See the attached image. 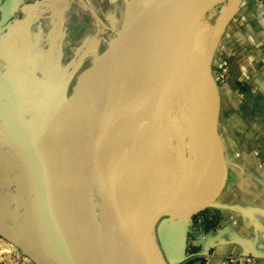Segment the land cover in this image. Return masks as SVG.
<instances>
[{
	"label": "crops",
	"instance_id": "0c3cea01",
	"mask_svg": "<svg viewBox=\"0 0 264 264\" xmlns=\"http://www.w3.org/2000/svg\"><path fill=\"white\" fill-rule=\"evenodd\" d=\"M223 1L229 9L217 34L220 36L227 23L224 21L230 19L239 2ZM27 2L0 0V27L9 24L0 34V223L11 230L15 229V223L19 228L35 227L41 217L43 220L40 221L47 226L49 219L47 212L43 214L37 207L24 213V209H15L11 205L13 201L8 206L4 205V199H11L13 195L12 191L7 193L6 190L13 182L21 180L29 187L28 194L37 197L36 185L40 175L44 173L46 182L54 179L50 172L47 176L48 160L37 162L31 157L36 153V136H31L30 127L37 118L41 96L47 95V89L43 87L45 76L38 78V69L48 70L52 60L47 55H51V52L40 44L42 41H38L37 34L30 30V18L22 16L27 11ZM246 4L242 11L243 18L231 26L236 41L232 48L235 59L231 65V93L225 99H220L219 89L221 103L216 128L221 158L217 152L212 165L214 169L202 176V168L207 162L201 161L196 168L188 165L180 147L181 165L186 173L182 184L199 181L197 192L201 185L191 204L203 200L207 202V207L199 213L207 219L215 215L216 225L207 228L203 236L188 240V219L192 216L159 217L154 224L153 234L158 243L162 241L167 244V249L160 250L165 264H176L178 260L181 264L190 257L193 260L191 264H202L192 257L204 252L213 255L212 264H217L220 257L232 254L252 255L260 264H264V0H246ZM203 65L206 76L209 69L206 63ZM4 66H7L6 69H2ZM220 181L221 187L217 184ZM179 186L174 184L173 188L184 194ZM24 193L15 190L14 195L19 197ZM40 199L41 202L44 198ZM193 207L187 204L176 210L191 214ZM204 223L207 226L205 219ZM56 224L59 225L58 222ZM199 224H192L194 230ZM54 229L60 234H52L48 248L40 249L28 235L21 234V237L57 264H68L69 259L61 256L55 247L64 246V231L61 226L51 227L52 231ZM187 245L190 248L186 250ZM16 263L36 264L0 238V264Z\"/></svg>",
	"mask_w": 264,
	"mask_h": 264
},
{
	"label": "rangeland",
	"instance_id": "374dc122",
	"mask_svg": "<svg viewBox=\"0 0 264 264\" xmlns=\"http://www.w3.org/2000/svg\"><path fill=\"white\" fill-rule=\"evenodd\" d=\"M127 1L28 0L27 11L22 15L25 18H30V30L37 34L38 41H42L40 44L51 52V55H47L52 60V66H49L46 71L42 70L43 68L38 69V78L43 79V75L45 76L43 87L47 89V95L45 93L41 96L40 104L37 105V118L30 128H32L31 136L34 134L36 136L34 140L36 153L31 157L34 160L37 159V162L48 160L47 176L50 172L54 179L46 182L43 170L36 185L37 197L28 194L29 187L26 183L21 180L13 182L14 184L9 189L6 188L7 193L12 191L14 195L15 190L18 193H24V191L25 193L19 197L11 195V199H4V205L8 206L13 201L11 205L15 209L16 207L24 209V213L27 210H34L33 207H37L38 211L40 210L43 214L47 212L48 227L40 221L43 220L41 217L36 221V224L33 223L35 227H26L31 221L29 220L24 224L26 228L21 226L19 228L15 223L14 230L20 236L21 234L28 235L31 240L36 242L37 247L43 249L48 248V241L53 233L60 234L57 229H54L53 232L51 227L59 228L61 226L64 231V246L55 247L61 256L69 259L68 264H108L110 256L113 254L114 226L119 210L117 209L116 216L111 223L114 217L112 205L106 201L103 193L97 191L91 178L87 157L89 156L87 124L82 111L81 82L84 74L97 57L108 48L116 37L123 21L124 5ZM226 1L234 2V0ZM82 4L89 7L93 14L82 7ZM246 6V0H239L230 19L224 21L227 23L221 36L217 34L223 26L226 11L229 9L223 0L210 5L199 20L204 45H200L196 61L202 67L203 64H207L218 91V98L220 89V99H225L231 93L229 87L233 82L231 65L235 58L232 48L236 41L233 39L235 32L231 26L236 23V20L243 18L242 11ZM137 14L140 15L139 12ZM167 27L168 24L165 29ZM168 28L175 36L176 26L171 25ZM9 50L11 52V49ZM11 54L13 55V52ZM6 67L4 66L2 69H6ZM201 75L205 76V73H201ZM206 77L209 79L208 75ZM175 86L178 89L177 84ZM157 91L159 92V90H155V94L158 97L160 92ZM219 103H221L220 100ZM196 129L198 130V126ZM180 131H178L177 140H183L182 143H178L173 137H167L164 140V147L173 161V166L168 172L173 175V185L174 183L178 185L186 176L181 165L180 147L183 149L184 159L188 165L192 164L196 168L201 161L207 162L204 153L205 143L195 140L194 135L189 134L187 138ZM216 144L220 159L218 140ZM37 165L39 164L37 163ZM205 167L202 168V176ZM213 169L214 167H212ZM31 183L35 182L31 181ZM197 183L199 181L190 182L187 185L181 183L183 185L181 189L186 194H191L194 200L201 188L199 185L198 192L196 191ZM220 183L221 181L217 184ZM41 197L44 199L40 202ZM115 204L117 205V203ZM189 206H194L192 212H196V214L188 219L190 229L187 239L194 240L203 236V232L207 228L215 227V215L212 219H207L199 213L207 207L205 204L192 205L190 203ZM49 209L54 210L53 213H50L52 210ZM204 219L207 226H204ZM198 222L200 224L197 230H194L195 226L192 224L197 225ZM187 248L190 247L187 245L186 250ZM204 253L210 254V252ZM199 256L201 255L194 254L192 258L200 260ZM185 259L181 264H191L193 261L191 257L189 260ZM62 262L67 263L64 260Z\"/></svg>",
	"mask_w": 264,
	"mask_h": 264
},
{
	"label": "water",
	"instance_id": "95a60500",
	"mask_svg": "<svg viewBox=\"0 0 264 264\" xmlns=\"http://www.w3.org/2000/svg\"><path fill=\"white\" fill-rule=\"evenodd\" d=\"M220 1L222 0H128L124 5L123 21L116 37L82 78V111L87 124V148H89L87 157L91 178L97 191L103 193L106 201L112 205L114 217L111 223L117 209L120 211L122 225L133 237L134 247L141 255L144 264H165L160 250L168 247L166 243L162 241L158 243L155 239L153 227L156 220L162 215L181 218L192 216L195 212L185 216L178 215L173 208L176 200L180 198L176 194H170L164 203L146 216H142L140 209L133 203L129 204L135 186L118 146L116 104L119 96H116L115 92L125 90H128V93L135 92L153 84L166 86L180 79L196 59L200 45H204L199 28L200 17L206 13L210 5ZM85 7L93 14L89 7L86 5ZM135 8L149 12L159 11L175 26L182 24L183 39L181 44L176 43L172 49L166 51L165 58L163 56L145 67L134 70L133 79L128 80L119 64L126 62L131 44L139 38L131 28ZM8 27L9 24L0 27V34ZM153 34L154 31L150 30L151 41L158 42ZM207 75L212 81L210 90L216 95L209 148L217 151L219 98L209 71ZM0 238L36 264H57L30 245L16 231L6 228L1 223ZM179 263L178 260L176 264Z\"/></svg>",
	"mask_w": 264,
	"mask_h": 264
},
{
	"label": "bare ground",
	"instance_id": "6f19581e",
	"mask_svg": "<svg viewBox=\"0 0 264 264\" xmlns=\"http://www.w3.org/2000/svg\"><path fill=\"white\" fill-rule=\"evenodd\" d=\"M137 12L140 13L139 16ZM134 14L131 28L139 38L131 44L126 62L119 64L128 80L133 79L134 70L161 59L167 50L172 49L176 43L181 44L183 39L182 24L176 26L174 36L168 28L174 24L159 11L149 12L135 8ZM166 24H168L167 29H165ZM150 30L154 31L153 37L158 39V42L151 41ZM203 70L204 68L195 59L188 71L176 83L166 86L153 84L129 93L128 90L115 92L116 96H119L116 104L118 146L135 186L128 202L137 206L142 216L153 212L170 194L180 197L174 203L175 210L195 201L191 194H186L182 190L184 195L180 190L173 188V175L168 174L173 161L164 147L165 138L173 137L177 140L180 130H182L180 133L187 138L189 134L194 135L196 139L194 137L193 139L205 143L207 165L203 175L210 174L212 170L217 151L210 149L209 146L216 95L210 90L212 85L210 78L201 75L205 73ZM155 90L160 92L158 97ZM179 140L178 143L183 142ZM181 183H178L179 189L183 186ZM198 203L200 205L207 202L203 200ZM176 212L178 215L188 214L178 210ZM132 238L130 232L124 229L118 211L112 242L113 254L108 264H144L141 255L134 247Z\"/></svg>",
	"mask_w": 264,
	"mask_h": 264
},
{
	"label": "built area",
	"instance_id": "2783aa9c",
	"mask_svg": "<svg viewBox=\"0 0 264 264\" xmlns=\"http://www.w3.org/2000/svg\"><path fill=\"white\" fill-rule=\"evenodd\" d=\"M199 257H201L202 264H212L213 255L211 253H203ZM217 264H260V262L252 255L232 254L220 257Z\"/></svg>",
	"mask_w": 264,
	"mask_h": 264
}]
</instances>
